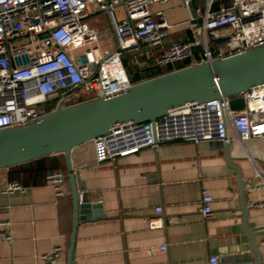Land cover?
Wrapping results in <instances>:
<instances>
[{
    "label": "built area",
    "instance_id": "2783aa9c",
    "mask_svg": "<svg viewBox=\"0 0 264 264\" xmlns=\"http://www.w3.org/2000/svg\"><path fill=\"white\" fill-rule=\"evenodd\" d=\"M171 1L0 0V130L26 126L83 98L109 100L127 93L135 83L123 63L125 53L135 61L158 52L153 57L155 66L186 63L185 68L264 45V0H182L189 15L186 32L180 34L165 10L153 11L155 5ZM99 12L108 16L114 48H100L99 31L86 21ZM79 90L80 97L76 96ZM241 97L239 108L223 97L181 105L155 122L117 125L93 140L95 162L100 165L146 148L158 150L167 143L228 145L234 140L264 139V84ZM259 172L264 178V172ZM46 184L57 197L63 196L67 176L61 170L50 171ZM21 189L14 182L5 192ZM213 201L210 191L203 189L200 211L205 218L214 214ZM163 226L160 219L149 220L151 229ZM3 238L11 240V234L0 233ZM62 253L61 247H55L42 259L55 264ZM222 260L221 255H213L208 264H223Z\"/></svg>",
    "mask_w": 264,
    "mask_h": 264
},
{
    "label": "crops",
    "instance_id": "0c3cea01",
    "mask_svg": "<svg viewBox=\"0 0 264 264\" xmlns=\"http://www.w3.org/2000/svg\"><path fill=\"white\" fill-rule=\"evenodd\" d=\"M173 1L155 5L153 11L167 13L164 7ZM169 21L177 25L176 33L186 32V25L179 28L172 17ZM154 56L133 61L148 72L138 82L166 69L154 65ZM226 145L167 143L100 165L93 141L74 149L82 203L100 202L104 212L80 223L74 264H208L213 255H221L223 264H259L245 223L256 228L254 242L264 264V178L258 175L264 172V139L228 144L230 164ZM61 163L67 189L60 197L46 184V175L18 173L11 179L8 170H0V233L11 234V240L0 239V264H45L42 257L55 247L63 249L55 264H68L74 204L64 157ZM235 168L246 188L243 198ZM14 182L22 189L5 192ZM203 189L214 197L210 218L200 211ZM150 219H160L164 226L151 229Z\"/></svg>",
    "mask_w": 264,
    "mask_h": 264
},
{
    "label": "water",
    "instance_id": "95a60500",
    "mask_svg": "<svg viewBox=\"0 0 264 264\" xmlns=\"http://www.w3.org/2000/svg\"><path fill=\"white\" fill-rule=\"evenodd\" d=\"M260 84H264V45L249 48L231 57L173 70L137 82L127 93L109 100L92 99L59 107L26 126L0 130V170H8L48 156H64L74 204L67 260L68 264H74L80 223L104 216L100 202L81 201L72 162L74 149L105 135L117 125L155 122L181 105L241 96ZM226 151L230 164L228 145ZM235 170L243 198L246 188L241 171L238 168ZM243 211L246 216L247 209L244 205ZM245 230L252 240L258 262L262 264L261 254L254 242L256 228L245 223Z\"/></svg>",
    "mask_w": 264,
    "mask_h": 264
},
{
    "label": "rangeland",
    "instance_id": "374dc122",
    "mask_svg": "<svg viewBox=\"0 0 264 264\" xmlns=\"http://www.w3.org/2000/svg\"><path fill=\"white\" fill-rule=\"evenodd\" d=\"M229 3H227L228 5ZM164 8H168L167 11V16L170 18L172 17V20L176 23H179L178 26L179 28H181V26H185V20L188 18V10L187 8H185L182 4L180 5V2L178 0L173 1L172 3H170L169 5H165ZM117 15L119 17H121L122 13L121 10H117ZM87 23L91 26L96 28L101 37H100V42H99V46L102 49H110L114 47V39L112 36V33L110 31L111 25L110 22L108 20V16L105 12H99L97 14H93L90 15V17H88L86 19ZM122 60L124 65L127 67L128 66H132L133 68H135V63L132 61V54L131 53H125L122 56ZM83 93L82 91H77L76 96L80 97L82 96ZM71 104V103H70Z\"/></svg>",
    "mask_w": 264,
    "mask_h": 264
},
{
    "label": "trees",
    "instance_id": "16d2710c",
    "mask_svg": "<svg viewBox=\"0 0 264 264\" xmlns=\"http://www.w3.org/2000/svg\"><path fill=\"white\" fill-rule=\"evenodd\" d=\"M186 63H179L175 66H168L164 71H159L158 75H162L168 72H171L175 69L183 68ZM149 71V70H148ZM127 73L130 77L132 83H137L143 76V73H148L147 70H138L136 67L133 68L132 66L127 65ZM148 76V75H147ZM231 104L234 108H239L243 106V100L241 96L232 97ZM63 155L61 156H48L38 160H34L31 162H27L12 168L8 169V174L11 179L14 178L15 174L18 173H29L30 175H40L45 176L48 172L54 170L61 169V160L63 159Z\"/></svg>",
    "mask_w": 264,
    "mask_h": 264
}]
</instances>
